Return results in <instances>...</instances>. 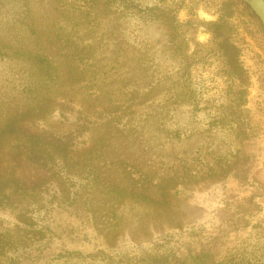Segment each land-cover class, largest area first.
<instances>
[{
	"label": "rangeland",
	"instance_id": "374dc122",
	"mask_svg": "<svg viewBox=\"0 0 264 264\" xmlns=\"http://www.w3.org/2000/svg\"><path fill=\"white\" fill-rule=\"evenodd\" d=\"M249 8L246 0H0V128L40 113L31 131L72 134V157L85 161L58 182L27 183L25 203L0 212V232L26 245L12 240L8 257L117 264L156 248L213 247L222 263L264 264L256 228L264 219V29ZM216 21L233 24L243 79L228 74ZM42 46L62 96L77 91L67 117L58 100L45 114L48 99L37 98L47 90L44 65L27 56ZM34 167L23 173L32 177ZM50 220L60 242L26 257L50 241Z\"/></svg>",
	"mask_w": 264,
	"mask_h": 264
},
{
	"label": "trees",
	"instance_id": "16d2710c",
	"mask_svg": "<svg viewBox=\"0 0 264 264\" xmlns=\"http://www.w3.org/2000/svg\"><path fill=\"white\" fill-rule=\"evenodd\" d=\"M232 27L233 24H230L229 21H216L212 24V33L216 35V37H222V41H220L218 45L225 56L228 74L232 76L236 75L238 78L243 79L245 75L247 76V73L243 63L240 60V49L231 37ZM28 54L29 55L27 56V59H37L38 62L44 65L42 67L44 72L41 77L45 83V89L47 90L44 92L42 89L38 90L37 98H39L41 94H43V97H47V107L50 109L46 111L45 114L56 110V107L52 106V104L54 103V100H58L59 107L57 108H59V113L62 117H67L68 115L66 112L67 110L72 109V103L75 98L74 94H76L77 91H75V89H71V91H66L65 95L62 96V93L56 86L57 83H60L58 68L50 60V56L44 51V46H42V51L39 49L31 50ZM52 87H54L56 91H53ZM55 95H58V97H54ZM27 113L23 112L20 113L21 115L18 114L12 117L5 127L0 128V212H14L25 203V200L29 195V187L27 183H34V181L37 183L58 182L60 173L69 171L71 172L84 165L85 162L82 160V158L75 159L72 157L74 148H71L68 140V137L72 136V134L58 135V138H55L56 136L52 135L50 132L36 133L34 132L35 130L31 131V129L36 127L34 126V122L42 118V116H38L40 114L38 113L36 117L29 119ZM231 113L232 111L230 110L228 115L231 116ZM84 117L88 119L86 122L88 121V124H90V117H88V115H85ZM229 120L230 119H228V121ZM245 138L246 137H244V139ZM8 154L11 155V162L7 164L6 156ZM244 157H246L244 160V162H246L248 158L246 153H244ZM71 164L75 165L73 167H69ZM32 165L35 166V174H33L31 177L30 174H24L22 169L23 167L27 166V169L30 170ZM46 168L48 171L47 174L44 175L41 172ZM39 173H41L42 177H40L38 181L37 176ZM34 176L35 179H33ZM243 177L246 178V174H244ZM66 179H68L70 183H79L72 176H66ZM255 205L257 207L260 206L256 202ZM55 207H57L56 209L59 210L61 206L55 205ZM52 222L53 220H50V222L45 224V226H47L46 228L49 229L48 231L53 234V236L50 238V241L45 243L43 246L44 249H42L38 254L32 255L31 252H26V257L37 260L41 258V256H37L41 255V253H43L46 249H49L54 244L58 243L60 240L59 238H61L62 235H56V233L53 232V229L51 228ZM256 228L260 237L264 238V219L258 221ZM3 233L4 232H0V264L10 258L8 257V253L10 251L8 246L12 240L15 241L16 246H20L22 248L26 247V245H23L18 238H13L11 235H5ZM64 254L65 253L60 254V256H64ZM73 254L77 257L79 256L80 260L84 261L87 260V257H92L93 259L96 257L95 254L85 255L81 252H74ZM16 256L20 258L24 255L23 253H18L15 255V257ZM10 260H12L13 264L18 263L17 259L10 258ZM219 260H221L219 253L218 251L214 250L213 247L193 249L189 250L187 253H183L176 248L174 249L173 247H169L165 250H160L157 248L151 251L145 250L134 255L124 254L119 257L117 264L229 263H222ZM253 261V263L249 262L247 264H262L261 257H254Z\"/></svg>",
	"mask_w": 264,
	"mask_h": 264
},
{
	"label": "water",
	"instance_id": "95a60500",
	"mask_svg": "<svg viewBox=\"0 0 264 264\" xmlns=\"http://www.w3.org/2000/svg\"><path fill=\"white\" fill-rule=\"evenodd\" d=\"M264 26V0H246Z\"/></svg>",
	"mask_w": 264,
	"mask_h": 264
}]
</instances>
